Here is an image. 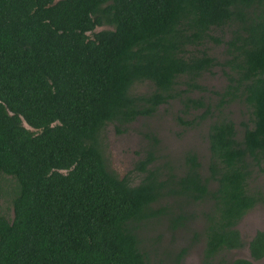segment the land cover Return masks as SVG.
Masks as SVG:
<instances>
[{"label":"trees","instance_id":"obj_1","mask_svg":"<svg viewBox=\"0 0 264 264\" xmlns=\"http://www.w3.org/2000/svg\"><path fill=\"white\" fill-rule=\"evenodd\" d=\"M214 68L223 86L208 90ZM170 102L182 135L209 121L204 146L174 163L145 134L120 177L107 130ZM259 175L264 0H0V264H180L186 248L159 231L201 264H253L264 231L244 241L237 226L264 205Z\"/></svg>","mask_w":264,"mask_h":264},{"label":"rangeland","instance_id":"obj_2","mask_svg":"<svg viewBox=\"0 0 264 264\" xmlns=\"http://www.w3.org/2000/svg\"><path fill=\"white\" fill-rule=\"evenodd\" d=\"M210 53L220 60L222 48L220 46H211ZM223 82L224 77L219 69L214 68L210 72L202 75L199 84L206 87L208 90H218L223 86ZM135 89L138 92L145 91L143 86H137ZM202 95L204 96L207 94ZM179 110L180 106L177 102H170L169 106L161 107L158 110L155 118L134 122L128 126L127 130L121 135L114 134L109 128L107 130V151L111 168L120 177L127 175L132 169V164L137 160L135 153L142 149H146L150 145L143 136L148 133L155 134L156 138L159 140L158 151L161 154L169 156L174 163H178V156L176 155H179V152L186 143H189L188 145L194 148H196L197 145L201 147L204 146V139L202 140V137L209 121L203 123L204 129L202 131L191 132L185 130V133L182 135V130L176 125L175 121V117L180 115ZM231 110L235 119L239 121L240 108L238 106H233ZM255 182L259 184L264 183V175H259ZM6 197L7 194L2 193L0 201L3 202ZM237 229L244 241H249L256 231L264 230V205L256 206L254 209L250 210L238 224ZM158 233L162 236L161 242L169 245V249L186 248L187 252L182 257L180 264H201V258L198 256V247L190 245L188 238L185 239L184 236H179L175 241H172L170 232L159 231ZM226 256L229 259H247L248 250L247 248H243L239 251L229 252ZM253 264H264V258L257 262H253Z\"/></svg>","mask_w":264,"mask_h":264},{"label":"water","instance_id":"obj_3","mask_svg":"<svg viewBox=\"0 0 264 264\" xmlns=\"http://www.w3.org/2000/svg\"><path fill=\"white\" fill-rule=\"evenodd\" d=\"M56 1H58V0H54V3H55ZM23 126H24V127H27L25 124H23Z\"/></svg>","mask_w":264,"mask_h":264},{"label":"flooded vegetation","instance_id":"obj_4","mask_svg":"<svg viewBox=\"0 0 264 264\" xmlns=\"http://www.w3.org/2000/svg\"><path fill=\"white\" fill-rule=\"evenodd\" d=\"M260 231H264V230H260ZM236 251V250H235ZM247 259H249V253H248V258Z\"/></svg>","mask_w":264,"mask_h":264}]
</instances>
